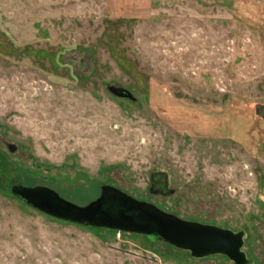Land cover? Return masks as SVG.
I'll use <instances>...</instances> for the list:
<instances>
[{
    "label": "rangeland",
    "instance_id": "1",
    "mask_svg": "<svg viewBox=\"0 0 264 264\" xmlns=\"http://www.w3.org/2000/svg\"><path fill=\"white\" fill-rule=\"evenodd\" d=\"M22 181L113 185L264 264V0H0V264H233L48 215Z\"/></svg>",
    "mask_w": 264,
    "mask_h": 264
},
{
    "label": "water",
    "instance_id": "2",
    "mask_svg": "<svg viewBox=\"0 0 264 264\" xmlns=\"http://www.w3.org/2000/svg\"><path fill=\"white\" fill-rule=\"evenodd\" d=\"M108 89L117 96L133 99L127 89L112 86ZM10 191L29 206L57 218L142 234L188 251L195 258L222 254L233 264L249 263L242 250L243 231L182 219L107 184L101 186L96 198L82 205L66 200L41 184L19 182L13 184Z\"/></svg>",
    "mask_w": 264,
    "mask_h": 264
},
{
    "label": "flooded vegetation",
    "instance_id": "3",
    "mask_svg": "<svg viewBox=\"0 0 264 264\" xmlns=\"http://www.w3.org/2000/svg\"><path fill=\"white\" fill-rule=\"evenodd\" d=\"M162 178V180L161 181H158L156 178H155V175L153 174V175H151V184L154 186V185H156V187H158V191H160L161 193H167V189H166V180H165V176H164V174H159ZM107 185H109V186H113V185H110V184H107ZM101 186L102 185H98V187H99V192H100V188H101ZM113 187H115V186H113ZM117 188V187H116ZM99 192H98V195H99ZM60 194V193H59ZM97 195V196H98ZM60 196H61V194H60ZM69 197L67 198V197H64L63 195L61 196V197H63V198H65L66 200H68V201H70V202H73V203H76V204H85L86 202H82V203H77L76 201H74L73 199H72V196L71 195H68ZM96 196V197H97ZM95 197V198H96ZM69 221H71V220H69ZM72 222H74V223H77V222H75V221H72ZM78 224H80V223H78ZM83 225V224H82ZM94 227H97V226H94ZM101 227V226H100Z\"/></svg>",
    "mask_w": 264,
    "mask_h": 264
},
{
    "label": "trees",
    "instance_id": "4",
    "mask_svg": "<svg viewBox=\"0 0 264 264\" xmlns=\"http://www.w3.org/2000/svg\"><path fill=\"white\" fill-rule=\"evenodd\" d=\"M27 183H29V182L22 181V184H24V185H33L35 182L33 184H31V183L27 184Z\"/></svg>",
    "mask_w": 264,
    "mask_h": 264
}]
</instances>
